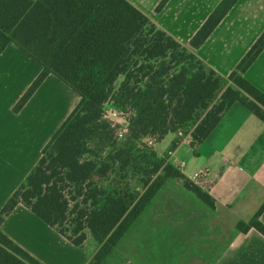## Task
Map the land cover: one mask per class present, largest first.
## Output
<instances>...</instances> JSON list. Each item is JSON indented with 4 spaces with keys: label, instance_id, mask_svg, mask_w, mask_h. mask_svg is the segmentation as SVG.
<instances>
[{
    "label": "trees",
    "instance_id": "trees-1",
    "mask_svg": "<svg viewBox=\"0 0 264 264\" xmlns=\"http://www.w3.org/2000/svg\"><path fill=\"white\" fill-rule=\"evenodd\" d=\"M238 1L222 0L192 38L193 49ZM11 43L43 68L15 113L50 75L81 100L0 211V226L22 204L79 248L91 236L98 251L89 264L103 263L169 179L215 208L147 139L156 144L183 131L198 146L236 103L264 122V93L244 77L264 50V32L223 77L126 0H0V54ZM106 106L126 118L121 139L104 118ZM263 212L264 205L237 229L264 236ZM0 264L41 263L0 230Z\"/></svg>",
    "mask_w": 264,
    "mask_h": 264
},
{
    "label": "crops",
    "instance_id": "crops-1",
    "mask_svg": "<svg viewBox=\"0 0 264 264\" xmlns=\"http://www.w3.org/2000/svg\"><path fill=\"white\" fill-rule=\"evenodd\" d=\"M126 1L223 77L264 32V0H239L193 49L192 38L222 0H170L160 12L155 11L160 0ZM42 69L14 43L0 54V211L81 100L50 75L15 113ZM244 77L264 93V50ZM154 148L211 195L215 208L169 179L102 264H264V236L237 229L264 205V122L236 103L202 144L193 146L191 135L181 131ZM0 230L41 264H89L98 251L91 236L79 248L22 204Z\"/></svg>",
    "mask_w": 264,
    "mask_h": 264
},
{
    "label": "rangeland",
    "instance_id": "rangeland-1",
    "mask_svg": "<svg viewBox=\"0 0 264 264\" xmlns=\"http://www.w3.org/2000/svg\"><path fill=\"white\" fill-rule=\"evenodd\" d=\"M163 0H160L159 1V3H158V5H157V7L160 5V3L162 2ZM146 4L147 5H149L148 4V2H146ZM168 4V3H167ZM166 4V5H167ZM157 7H156V10H157ZM155 10V11H156ZM157 12V11H156ZM119 112L118 110H116V109H114L113 107H111V106H106V109H105V114L107 115V117H105V119L107 120V121H110L113 125H115V126H119V128L117 129V133H118V131H119V129L121 128H124V126L126 125L125 124V120L123 119V117L122 116H119V114L117 115V117H114L113 116V114H114V112ZM179 132H181V131H179ZM183 132V131H182ZM178 133V132H177ZM153 141V140H152ZM146 142L148 143V145L150 146V147H154L155 146V142L153 141V143H151L150 144V139H147L146 140ZM179 183L182 185V183L179 181Z\"/></svg>",
    "mask_w": 264,
    "mask_h": 264
},
{
    "label": "built area",
    "instance_id": "built-area-1",
    "mask_svg": "<svg viewBox=\"0 0 264 264\" xmlns=\"http://www.w3.org/2000/svg\"><path fill=\"white\" fill-rule=\"evenodd\" d=\"M119 114V116H122L123 119L125 120V126L124 128H120L118 133H117V136L121 139L126 133H127V121H126V118L124 117V115L121 113V112H114L113 116L114 117H117V115ZM107 117V115L105 114L104 115V118ZM115 126V125H114ZM119 127V126H118ZM153 143L152 139H150V144Z\"/></svg>",
    "mask_w": 264,
    "mask_h": 264
}]
</instances>
